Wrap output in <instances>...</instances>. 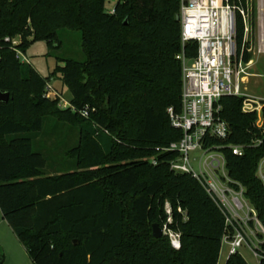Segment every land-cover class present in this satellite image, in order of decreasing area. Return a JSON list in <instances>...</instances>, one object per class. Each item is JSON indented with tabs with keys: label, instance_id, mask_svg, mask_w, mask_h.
<instances>
[{
	"label": "trees",
	"instance_id": "1",
	"mask_svg": "<svg viewBox=\"0 0 264 264\" xmlns=\"http://www.w3.org/2000/svg\"><path fill=\"white\" fill-rule=\"evenodd\" d=\"M229 1L241 9L238 0ZM108 2L0 0V93L10 94L7 104H0L2 217L32 264H218L224 213L191 175L171 170L175 153L157 151L183 136L168 116L169 108H181L177 18L183 0H117L112 11ZM236 21L237 52L248 64L254 15L251 40L246 41L239 11ZM61 31L80 32L87 60L62 59L52 74L72 94V107L63 114L73 126L79 123L81 137L70 152L78 170L53 175L48 156L37 148L49 117L41 112L54 105L45 90L51 77L16 60L5 38H20L26 52L37 41L61 46ZM197 50V42L187 44L186 57L195 59ZM221 104L229 135L210 145L226 148L229 175L244 186L264 226V185L257 177L264 124L259 129V116L243 113L241 98L228 96ZM86 108L90 118L83 123L78 120ZM254 139H263L262 145L249 146ZM230 145L246 147L244 156L234 155ZM153 224L180 234L181 250L166 236L156 239ZM262 258L264 264V246ZM226 264L248 263L238 254Z\"/></svg>",
	"mask_w": 264,
	"mask_h": 264
},
{
	"label": "built area",
	"instance_id": "2",
	"mask_svg": "<svg viewBox=\"0 0 264 264\" xmlns=\"http://www.w3.org/2000/svg\"><path fill=\"white\" fill-rule=\"evenodd\" d=\"M181 7L182 52L177 57L182 63L181 108L179 111L169 108L168 116L173 128L183 136L181 140L157 151L175 153L176 157L170 162L171 170L177 174L191 175L224 213L226 233L222 244L228 247L227 259L247 248L261 264L264 226L247 198L244 186L229 175L224 154L226 148L210 145L214 138L225 140L229 135L221 117V100L225 97L243 99V113L257 114L259 120L256 125L259 129L264 124V98L243 93L248 68L237 52L236 13L239 11L245 21V34L249 31V22L245 10L231 5L229 0H183ZM5 41L13 45L16 60L31 64L26 52L19 48L20 38L6 37ZM192 42L198 43V55L189 60L185 55V47ZM81 113L87 118L89 109ZM262 142L263 139H254L249 146L258 147ZM227 148L239 157H243L246 152L244 146L230 145ZM152 162L157 164L155 159ZM257 177L264 185V157L259 162ZM179 212L183 213L180 209ZM171 222L170 217L168 224ZM162 230L170 245L176 251L181 250L180 234L167 224Z\"/></svg>",
	"mask_w": 264,
	"mask_h": 264
},
{
	"label": "rangeland",
	"instance_id": "3",
	"mask_svg": "<svg viewBox=\"0 0 264 264\" xmlns=\"http://www.w3.org/2000/svg\"><path fill=\"white\" fill-rule=\"evenodd\" d=\"M116 2L117 0H109L107 9L112 11ZM239 5L245 10L247 21L250 22L252 15H254L255 21L254 44L249 51L252 54V61L248 64L244 63L248 70L244 79L243 93L254 98H264V0H241ZM250 32L251 28L249 27V31L245 34L246 41L251 40ZM134 34L133 29L130 37ZM60 43L61 46L55 44L53 48H50L46 42L37 41L32 43L26 51V56L31 61L34 70L43 77H51V80L46 83L45 90L48 99L54 105L41 112V114L49 117L44 119V128L38 137L37 148L48 156L50 162L48 173L53 175L78 170L75 155H71L70 152L80 145L81 137L78 129L79 123L76 125L78 127L73 126L74 124L69 122L67 116L63 114L72 107L70 106L72 94L63 86L59 76L52 74L58 65H62L60 62L62 59H73L81 64L87 60L80 32L61 31ZM87 78L88 75L85 74L84 82ZM103 99L102 97L99 100L101 107H104ZM74 112L72 109L71 113ZM93 112H99L96 106H93ZM80 115L78 121L83 123L90 118V114L87 118L83 117L82 113ZM112 161L111 159L106 160L107 163ZM2 220L0 211V222ZM8 230L11 235L2 236V229H0V252L3 251L6 255L3 264H20L24 250L16 235L10 229ZM223 244L218 264H226L228 261V247L225 243ZM240 254L248 264H260V260L254 257L247 248H243Z\"/></svg>",
	"mask_w": 264,
	"mask_h": 264
},
{
	"label": "water",
	"instance_id": "4",
	"mask_svg": "<svg viewBox=\"0 0 264 264\" xmlns=\"http://www.w3.org/2000/svg\"><path fill=\"white\" fill-rule=\"evenodd\" d=\"M177 21L178 22L180 21V16H178ZM9 99H10V94L8 92L7 93H0V104H7ZM171 209L172 208L169 205L167 207V212H169ZM152 230H153V236L156 239H161L165 236L164 231L161 229L159 224H153ZM3 262H4V259L0 256V264H3Z\"/></svg>",
	"mask_w": 264,
	"mask_h": 264
},
{
	"label": "crops",
	"instance_id": "5",
	"mask_svg": "<svg viewBox=\"0 0 264 264\" xmlns=\"http://www.w3.org/2000/svg\"><path fill=\"white\" fill-rule=\"evenodd\" d=\"M2 215V214H1ZM2 219H3V217H2ZM8 227V228H7ZM0 229H2V236H9V235H11V234H9L10 232H9V230L8 229H10L9 228V226H8V224H7V222L3 219L1 222H0ZM10 231L12 232V230L10 229ZM22 246V245H21ZM23 248V247H22ZM23 250H24V248H23ZM0 256L4 259V260H6L5 258H6V255H4V253H3V251L2 252H0ZM20 264H32V262H31V259H30V257H29V255H28V253L26 252V250H24V253H23V256H22V262L20 263Z\"/></svg>",
	"mask_w": 264,
	"mask_h": 264
}]
</instances>
